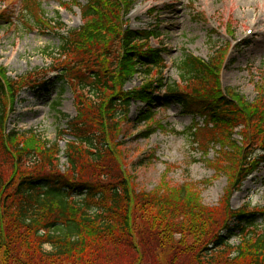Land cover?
<instances>
[{
    "label": "trees",
    "instance_id": "obj_1",
    "mask_svg": "<svg viewBox=\"0 0 264 264\" xmlns=\"http://www.w3.org/2000/svg\"><path fill=\"white\" fill-rule=\"evenodd\" d=\"M30 4L38 6L28 0L26 13ZM128 5L124 0H90L78 6L82 28L57 32V51L67 60L55 69L53 80L33 87L73 93L76 115L61 133L73 138L64 153L67 175L58 170L55 146L33 153L17 150L12 136L5 142L4 100L12 90L0 72V264H264V233L245 235L247 214L227 204L203 206L190 184L166 186L160 193L132 187L116 138L119 123H130L133 103L144 105L137 125L153 119L156 104L171 102L184 115L203 117L221 136L255 124L263 146L255 166L264 161V132L257 130L264 122V93L250 108L235 95H220L216 61L188 54L177 69L191 92L160 81L123 90L135 74L147 77L153 67H162L161 50L144 51L137 45L152 34L123 28L119 14L126 15ZM10 142L15 148L8 147ZM252 144L258 146V141ZM252 159L234 160L241 172L237 184L247 177ZM235 232L243 240L231 248Z\"/></svg>",
    "mask_w": 264,
    "mask_h": 264
},
{
    "label": "rangeland",
    "instance_id": "obj_2",
    "mask_svg": "<svg viewBox=\"0 0 264 264\" xmlns=\"http://www.w3.org/2000/svg\"><path fill=\"white\" fill-rule=\"evenodd\" d=\"M27 1L0 0V72L12 90L4 100L3 138L7 143L12 136L17 150L32 149L33 153L55 146L58 170L67 175L64 153L72 138L61 131L76 115L73 93L68 88L59 93L54 86L43 92L33 87L54 77L55 69L64 65L67 59L57 52V31L61 26L80 30L84 22L77 6L90 0H36L38 6L30 4L26 13ZM124 1L129 5L126 15L119 14L123 28L157 35L137 45L144 51H163V67H153L144 84L175 83L191 92L193 87L180 82L177 69L179 60L188 54L216 61L217 93L235 95L249 108L257 104L259 93H264V0ZM142 79L143 75L138 76L123 90L141 86ZM140 108L143 104L131 105L130 123H119L116 138L122 143L117 151L132 187L160 193L166 186L190 184L205 207L227 204L234 212L249 213L245 235L263 234L264 162L253 166L263 146L255 124L221 136V130L213 129L203 117L182 115L174 103H158L153 119L137 125ZM257 130L264 132V122ZM257 141L258 146L252 144ZM13 142L8 147L15 148ZM234 152L235 158L230 156ZM245 155L253 158L252 167L249 176L237 184L240 166L233 162ZM51 161L55 164L54 155ZM240 240L235 232L230 247ZM43 249L50 251L47 246Z\"/></svg>",
    "mask_w": 264,
    "mask_h": 264
}]
</instances>
